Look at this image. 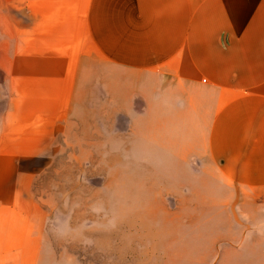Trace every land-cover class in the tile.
<instances>
[{
  "label": "crops",
  "instance_id": "1",
  "mask_svg": "<svg viewBox=\"0 0 264 264\" xmlns=\"http://www.w3.org/2000/svg\"><path fill=\"white\" fill-rule=\"evenodd\" d=\"M100 106L119 156L264 194V0H0V264H37L31 160Z\"/></svg>",
  "mask_w": 264,
  "mask_h": 264
},
{
  "label": "rangeland",
  "instance_id": "2",
  "mask_svg": "<svg viewBox=\"0 0 264 264\" xmlns=\"http://www.w3.org/2000/svg\"><path fill=\"white\" fill-rule=\"evenodd\" d=\"M94 111L79 112L54 155L31 160L37 264H264V194L119 156Z\"/></svg>",
  "mask_w": 264,
  "mask_h": 264
}]
</instances>
